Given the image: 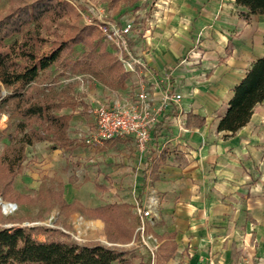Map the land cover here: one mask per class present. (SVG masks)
<instances>
[{"label": "crops", "instance_id": "crops-1", "mask_svg": "<svg viewBox=\"0 0 264 264\" xmlns=\"http://www.w3.org/2000/svg\"><path fill=\"white\" fill-rule=\"evenodd\" d=\"M134 7L135 11L121 18L124 26L133 25L124 52L140 58L147 68L126 69L120 50L107 47L122 62L124 75L94 73L105 86L94 84L84 110L71 105L60 110L71 115L68 135L75 146L53 148L50 157L56 160H46L44 173L53 175V166L63 159L67 166L62 150L80 154L76 141L83 140L77 138V130L95 125L94 109L99 103H127L141 83L156 103L168 87L182 98L168 105L144 152L130 136L97 145L85 143L95 149L116 141L125 148L123 163L107 166L100 161L91 166L92 198L68 201L61 177H56L58 187L46 189V196L72 213L80 212V224L88 221L106 234V240L85 241L130 251L126 263L114 264H264V100L235 134L217 128L234 87L263 55L264 15L251 13L236 0H137ZM90 153L101 160L106 155L105 151ZM111 185L116 186L119 199L103 200ZM51 189H61L68 206L48 195ZM138 203L152 206L147 231L157 239L152 241L154 252L140 241ZM111 204L121 206L123 224L132 228L130 238L120 236L113 223L94 212ZM55 227L67 231L64 226Z\"/></svg>", "mask_w": 264, "mask_h": 264}, {"label": "trees", "instance_id": "trees-1", "mask_svg": "<svg viewBox=\"0 0 264 264\" xmlns=\"http://www.w3.org/2000/svg\"><path fill=\"white\" fill-rule=\"evenodd\" d=\"M236 2L247 7L253 14L264 15V0H236ZM68 6L66 2L60 0H34L30 5H20L11 9L9 18H12V27L10 25L9 31V25H6L7 31L17 32L20 30V24L28 20L40 19L36 32L40 29L41 43L44 39L41 35L43 20L50 16H53L54 20H60L67 15H73V10ZM1 28L0 24V30ZM75 29L69 39L59 41L47 51L40 48V54L38 46L33 42L38 38L34 32L22 42L15 40L5 44L0 37V92L3 87L10 89V93L0 99V112L9 110L8 105L15 101V108L22 116V119L15 123L17 133L9 132L6 135L14 143L0 157V165H5L7 172L13 175V178L19 174V168H22L20 166L27 158L26 146L42 140H49L54 149H72L75 146L68 135L71 115L60 113L63 107L70 105L62 90L40 86V98L31 100L33 98L27 95L32 84L45 70L61 59L66 49H71L77 43H84L91 49L84 60H76L77 64L80 63L94 73L111 72L116 76L124 75L120 70L122 62L114 53L107 51L108 45H102L99 41L94 43L90 39L94 31L102 34L96 24L90 23ZM103 37L108 42L105 36ZM98 49L101 50L100 57L96 52ZM263 100L264 52L254 61L240 83L234 87V94L226 113L218 123V131L235 134L250 121L255 107ZM33 119L40 122L37 127L30 125L29 122ZM10 182L12 183L13 180L7 182L4 188ZM62 192L61 189H51L48 195L55 197L60 204L68 206ZM2 193L8 195L5 189ZM71 206L76 207L74 204ZM121 209L120 205L111 204L97 208L94 212H98L113 223L120 236L130 238L132 228L123 224ZM32 230L34 229L19 225L0 226V264H114L116 261L126 263L130 252L126 248L108 245L101 241L80 243L70 238L54 236L39 239ZM45 230L55 229L45 227Z\"/></svg>", "mask_w": 264, "mask_h": 264}, {"label": "rangeland", "instance_id": "rangeland-1", "mask_svg": "<svg viewBox=\"0 0 264 264\" xmlns=\"http://www.w3.org/2000/svg\"><path fill=\"white\" fill-rule=\"evenodd\" d=\"M34 0H0V37L3 38L5 44L12 43L15 40L20 42L24 41L29 35L34 32L38 38L33 41L38 46L40 54V48L47 51L52 46L59 43L63 39H69L74 31L80 29L86 24H101L102 27L98 31H94L92 39L95 42L99 41L102 45H108L110 49L116 48V44L113 42H106L104 37L108 32H112L114 24L115 26L124 27V22H121L122 16L131 14L135 11L134 3L137 0H60L66 2L69 9L73 10V15H67L60 20L52 19L53 16L43 20L41 35L44 37L40 43V29L36 32L38 25H40V19L28 20L19 25L20 30L17 32L9 33L11 20L10 17L11 9L19 7L20 5H30ZM69 12V11H68ZM14 18V17H13ZM16 18V17H15ZM114 21L115 23L107 22ZM20 21V20H19ZM12 27V25H11ZM13 30H15L13 28ZM6 33V34H5ZM128 36V35H127ZM32 37H34L32 35ZM33 39V38H32ZM35 39V38H34ZM33 39V40H34ZM90 46L84 43H77L72 46L71 49H66L59 61H57L49 69L45 70L41 76L34 82L29 89L27 95L31 96V100L40 98V86L43 87H54L61 91L64 97L69 100L70 105L74 109L84 110L82 105H87L91 101L90 95H93L92 89L94 84L100 83L99 85L105 86L101 83L94 72L86 69L80 63L77 64L76 60L81 61L87 57L90 51ZM99 57L101 50H96ZM127 55V50H125ZM94 74V75H93ZM50 85V86H48ZM99 86V87H102ZM110 87V86H109ZM115 89L116 87H111ZM96 89V87H95ZM10 93V89L3 87L0 92V99ZM95 95L101 93L95 92ZM9 110L0 112V157L11 146L14 142L10 141L6 136L10 133H17L15 129V123L22 119V116L15 108V101L8 105ZM82 108V109H81ZM71 110V107L68 108ZM30 125L37 127L40 122L36 119L31 120ZM29 126V127H31ZM83 129H78V139L80 138ZM43 147H40V141H36L33 145L26 146L27 158L23 162L20 172L13 178V175L7 172L5 165H0V226H13L19 225L27 228H32V233L39 239H46L47 237L57 238H70L80 243L87 242L94 238L106 240V234L103 233L102 228H92L91 223L83 221L81 224L77 221L80 219V212H73L67 207H61L56 203L52 197L46 196V189L50 186L58 187L59 179L56 177L64 178V195L68 201H81L86 198H92L95 194L94 184H90L91 166L99 165L100 161H103L108 165H119L123 163V155L121 152L125 149L119 147L116 141H110L105 144L104 147L90 148L85 144L84 141H76V145L79 146L80 154L69 153L68 150L63 156L67 157V166L62 163L59 166H54L56 170L53 175L45 174L44 165L47 159L55 161L56 158L50 157V154L54 152L52 143L50 141H42ZM90 150L95 152L105 151L106 155L102 158L101 156L96 157L95 153L91 154ZM60 155V154H59ZM104 155V154H103ZM98 161V162H97ZM74 171V173H73ZM68 178V179H67ZM9 183L4 188V185ZM97 184V180H94ZM112 183V182H111ZM60 187V185H59ZM116 186L111 185L109 194L103 196V200L116 201L119 199V192L115 190ZM7 190L8 195L2 193L3 190ZM99 192L103 189L97 187ZM92 195V196H91ZM100 196V193H96ZM100 198V197H98ZM1 199L8 202L16 203V208L12 212L5 213ZM55 217L56 221L51 222L50 218ZM69 220L71 222H69ZM55 225L64 226L67 230L64 232L62 229L55 227ZM73 225L72 227H69ZM82 228H81V227ZM45 227H51L54 231H46ZM79 227V228H78ZM81 235L82 240H77L73 237V233ZM80 233V234H79Z\"/></svg>", "mask_w": 264, "mask_h": 264}, {"label": "built area", "instance_id": "built-area-1", "mask_svg": "<svg viewBox=\"0 0 264 264\" xmlns=\"http://www.w3.org/2000/svg\"><path fill=\"white\" fill-rule=\"evenodd\" d=\"M112 32H107L105 38L114 42L120 50V59L126 69L135 71L137 67L147 68V65L140 59L127 52L124 48L127 43V35L130 34L132 23L128 22L124 27L115 26ZM100 28L101 24H97ZM182 98L180 93H172L170 87L164 92L163 98L156 103L153 100L151 91L145 83L138 85L134 91V97L127 103H116L109 105L99 103L94 113L96 115L95 125L87 128L81 133L80 138L88 145L101 144L107 140L117 137H133L139 151L144 152L148 147L151 132L159 122L161 116L166 111L169 104L178 102ZM1 205L5 213L12 212L16 208V203L4 201L1 199ZM136 212L140 217V223L137 230L140 233V241L154 252L152 241L157 242L153 234L148 233L147 223L152 216V206L138 203ZM77 240H82L78 235H73Z\"/></svg>", "mask_w": 264, "mask_h": 264}]
</instances>
